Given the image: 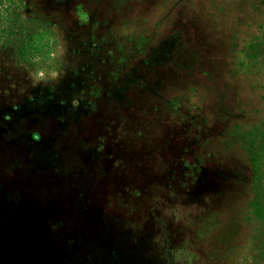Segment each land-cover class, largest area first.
<instances>
[{
	"label": "rangeland",
	"instance_id": "1",
	"mask_svg": "<svg viewBox=\"0 0 264 264\" xmlns=\"http://www.w3.org/2000/svg\"><path fill=\"white\" fill-rule=\"evenodd\" d=\"M261 143L264 0H0V181L38 194L40 264H264Z\"/></svg>",
	"mask_w": 264,
	"mask_h": 264
},
{
	"label": "trees",
	"instance_id": "2",
	"mask_svg": "<svg viewBox=\"0 0 264 264\" xmlns=\"http://www.w3.org/2000/svg\"><path fill=\"white\" fill-rule=\"evenodd\" d=\"M260 146L264 151V143ZM11 178L0 181V264H40L39 258L49 250H41L40 227L25 220L28 213H36L38 194L34 188L26 190L22 181L11 183ZM51 254L47 264H56L59 257Z\"/></svg>",
	"mask_w": 264,
	"mask_h": 264
}]
</instances>
